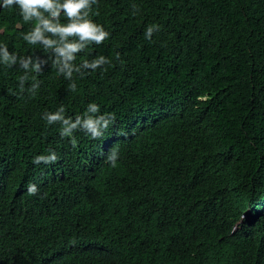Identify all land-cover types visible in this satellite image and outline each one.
Instances as JSON below:
<instances>
[{
    "label": "trees",
    "instance_id": "1",
    "mask_svg": "<svg viewBox=\"0 0 264 264\" xmlns=\"http://www.w3.org/2000/svg\"><path fill=\"white\" fill-rule=\"evenodd\" d=\"M89 18L109 37L73 63L108 62L67 78L23 40L35 21L0 12V44L47 59L23 91L0 65V264H264V0H96ZM89 102L113 117L100 137L41 118Z\"/></svg>",
    "mask_w": 264,
    "mask_h": 264
},
{
    "label": "clouds",
    "instance_id": "2",
    "mask_svg": "<svg viewBox=\"0 0 264 264\" xmlns=\"http://www.w3.org/2000/svg\"><path fill=\"white\" fill-rule=\"evenodd\" d=\"M96 0H0V12H15L23 21H35L29 31L23 33V40L28 44H39L47 50H51V59L57 71L67 78H71L73 72L80 73L82 69L95 70L107 63L104 56H98L92 60H83L80 65L73 61L76 54L82 52L89 44H100L109 37V32L91 18L89 10ZM66 22H61V18ZM158 30V25L148 26L144 32L145 39H151L152 33ZM47 63V59L33 60L31 56H18L9 52L8 47L0 44V65H19L24 70V76L20 80V89L24 90V80L29 72L40 71L41 66ZM38 87V82L31 84L29 91ZM72 87H75L73 84ZM48 125L59 123L62 137L73 136L74 130L82 129L92 138L100 137L108 128L113 117L110 113H99V105L89 102L83 117L75 119L65 115L63 106L54 112H45L41 117ZM118 152L111 149L106 160L113 166L117 163ZM57 159L56 154L49 150L48 154H40L34 157V163H52ZM30 193L36 192V186L30 185L27 189Z\"/></svg>",
    "mask_w": 264,
    "mask_h": 264
}]
</instances>
